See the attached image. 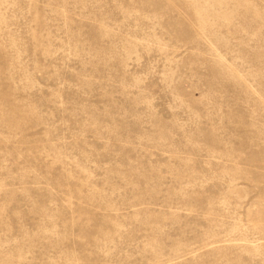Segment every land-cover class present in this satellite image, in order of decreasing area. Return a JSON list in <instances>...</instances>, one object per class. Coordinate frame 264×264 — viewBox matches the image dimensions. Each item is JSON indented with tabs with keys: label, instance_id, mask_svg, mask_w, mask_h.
Here are the masks:
<instances>
[{
	"label": "rangeland",
	"instance_id": "1",
	"mask_svg": "<svg viewBox=\"0 0 264 264\" xmlns=\"http://www.w3.org/2000/svg\"><path fill=\"white\" fill-rule=\"evenodd\" d=\"M0 264H264V0H0Z\"/></svg>",
	"mask_w": 264,
	"mask_h": 264
}]
</instances>
